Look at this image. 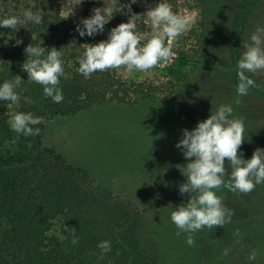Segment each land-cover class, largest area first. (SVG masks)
<instances>
[{
    "label": "rangeland",
    "instance_id": "obj_1",
    "mask_svg": "<svg viewBox=\"0 0 264 264\" xmlns=\"http://www.w3.org/2000/svg\"><path fill=\"white\" fill-rule=\"evenodd\" d=\"M168 2L174 11L197 17L191 30L174 40L170 61L147 72L126 73L122 66L84 79L77 71L84 43L106 39L112 27L131 16L138 34L150 32L144 13L156 0H105L115 13L94 37H80L76 25L103 7L104 0H0V18L28 8L43 16L39 25L0 28V83L17 75L24 79L16 89L18 105L0 102V159L11 176L0 184V206L21 185V168L33 163L26 158L43 150L27 182L51 180L63 188L46 237L63 233L61 238L72 244L74 228L76 264H264V183L248 193L218 191L231 220L192 233L194 246L186 243L187 233L177 235L170 218L189 199L179 193L188 163L176 147L183 129L194 128L220 104H231L233 115L244 123L238 152L248 159L264 148V70L247 73L256 84L247 95L236 92L243 41L264 28V0ZM17 39L23 42L17 45ZM30 43L62 51L65 77L77 86L70 101L77 107L73 112H60L64 105L53 106L52 100L43 102V86L27 80L22 64ZM92 78L105 89L103 96L89 93L86 80ZM61 88L69 91L65 83ZM21 111L43 117L42 124L33 126L40 128L39 135L26 137L10 129V115ZM225 167L230 173L227 158ZM5 214L0 208V218ZM105 240L111 251L102 254L97 245ZM252 251L255 261L248 260Z\"/></svg>",
    "mask_w": 264,
    "mask_h": 264
},
{
    "label": "clouds",
    "instance_id": "obj_2",
    "mask_svg": "<svg viewBox=\"0 0 264 264\" xmlns=\"http://www.w3.org/2000/svg\"><path fill=\"white\" fill-rule=\"evenodd\" d=\"M82 0H80V3ZM137 0H132L136 3ZM114 9L106 6L96 7L91 15L82 18L76 25L80 37H94L105 31V26L114 16ZM146 21H150L151 31L143 36L137 32V24L130 17L112 27L107 38L97 43H84L82 54L77 57L78 73L88 79L95 72L119 70L122 66L125 72L133 70L147 72L162 66L173 57L174 40L191 30L197 23L194 13L174 11L168 0H156L144 13ZM43 16L31 8L24 9L19 14L0 18V28L18 30L21 26L31 23L39 25ZM19 26V27H18ZM264 28L257 29L249 41H243V51L237 62L238 96L248 94L251 87L256 86L255 80L247 73H257L264 70ZM4 33L0 32V36ZM143 41V42H142ZM7 42V41H6ZM23 41L16 40L19 45ZM26 60L22 70L27 72L28 81L43 86L44 96L51 98L53 103L63 101V91L60 87L61 77H65L63 53L56 47L46 48L42 44L30 43L24 48ZM24 82L17 75L12 80L0 83V102L8 101L19 104L21 95L16 91ZM26 103H32L29 97H23ZM231 104H220L204 120L198 121L192 129H183L182 138L176 147L182 151L188 160L186 170L182 173L186 181L179 185L181 195L188 194L186 203H180L170 213L171 221L178 229L177 235L187 233L186 243L194 246L192 233L204 227L223 226L231 220V211L224 205L223 198L218 195L222 188L232 192L248 193L256 185L264 183V148H257L251 158L245 159L241 149L244 142V123L236 118ZM44 122L43 117L31 112H14L8 119L11 130L24 136H36L39 127ZM227 164L230 173L226 172ZM71 232L73 245L79 243V238ZM97 247L102 254L111 251L110 241H101ZM225 255L228 250H225ZM257 253L252 251L249 261H255Z\"/></svg>",
    "mask_w": 264,
    "mask_h": 264
},
{
    "label": "trees",
    "instance_id": "obj_3",
    "mask_svg": "<svg viewBox=\"0 0 264 264\" xmlns=\"http://www.w3.org/2000/svg\"><path fill=\"white\" fill-rule=\"evenodd\" d=\"M44 46L45 44H43ZM92 81L97 85L92 86ZM92 81L86 80V83L90 85L87 87L92 89L89 93L103 96L101 94L105 89H102L101 84L94 78ZM64 83L69 85V91L62 90L63 101L53 103V106L64 105L60 108V112H73L77 107L70 104V101L77 94L75 91L77 86L68 77H61L60 87ZM47 99L51 101V98L44 96L43 102L48 101ZM43 152V150L40 151L38 157L31 159L30 155L29 158H26V160H32L33 163L31 164L30 161L24 168H21L19 175H24L21 185L16 190L14 189L15 194L7 204L0 206L5 209L6 213L0 218V264H76L78 262V252L75 250L78 247L77 244L73 245L69 241L63 240L61 238L63 233H54L52 236L46 237L47 227L53 221V212L59 210L58 199L63 188L57 183L55 185V182L51 180L39 182L37 185L27 182L30 172L35 171L36 167L34 166ZM4 160L1 157L0 184L9 183L11 179L8 172L4 170ZM100 260L102 261V259Z\"/></svg>",
    "mask_w": 264,
    "mask_h": 264
}]
</instances>
